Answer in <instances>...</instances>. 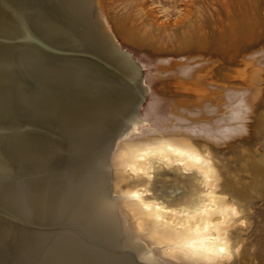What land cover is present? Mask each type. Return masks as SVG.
I'll return each instance as SVG.
<instances>
[{"label": "bare ground", "instance_id": "obj_1", "mask_svg": "<svg viewBox=\"0 0 264 264\" xmlns=\"http://www.w3.org/2000/svg\"><path fill=\"white\" fill-rule=\"evenodd\" d=\"M118 1L0 0V264H9L2 252L29 237L36 241L25 248L28 261L41 251L37 239L52 238L57 255L50 249L51 264H228L233 255L245 264L234 230L245 223L250 187L240 185L239 172L264 182V155L255 158L244 147L251 130L264 134V108L258 113L257 102L263 100L264 44L240 53L234 70L218 68V57L239 33L251 34L253 27L242 31L243 23L264 14L257 18L240 0L234 9L216 0L225 14L216 20L213 52L196 5L184 3L181 18L166 24L148 0H133L138 19L128 25L118 15L112 24L108 9ZM162 28L174 31L178 52L160 58L155 70L171 74L177 94L163 119L159 100L151 105L149 116L161 121L142 131L138 109L146 87L114 32L155 42ZM135 89L119 115L103 113L118 109L121 93ZM58 113L89 117L70 137ZM24 124L36 129L20 130ZM48 139L69 155L68 168L56 176L39 165ZM237 147L240 167L233 169L222 155ZM161 167L191 174L157 189L153 177ZM181 186L187 190L177 195ZM75 197L77 218L71 215L79 223H56Z\"/></svg>", "mask_w": 264, "mask_h": 264}, {"label": "rangeland", "instance_id": "obj_2", "mask_svg": "<svg viewBox=\"0 0 264 264\" xmlns=\"http://www.w3.org/2000/svg\"><path fill=\"white\" fill-rule=\"evenodd\" d=\"M130 1L129 0H119L118 4H116V7L114 9H110V8L108 9V15H109L108 17L109 19L112 20V21L110 20L112 24L113 22H116L115 19L118 15L122 17V20L128 23V25L133 24L134 21L138 19V15H139L138 9L137 7L136 8L134 7V4L132 3L133 0H130ZM210 1H213L214 3ZM227 1L228 3L232 4L233 2L235 3L238 0L236 1L227 0ZM184 3H189L193 6L196 5V8L195 7L194 8L196 10L198 19H200L202 31L206 33V35L210 38V42L212 46L210 50L214 52L215 50L213 49V44L217 41V34L220 29V26L219 24H217L216 20L218 17L223 18L225 14L219 2H217L216 0H148V7L153 11V14L157 17V19L161 23L164 22L166 24L168 23L170 24V23L175 22L176 20H179V18H181V12L183 11L182 5ZM240 3L242 4L245 10H248L249 12L254 11L257 18L263 17L264 0H243V1L240 0ZM234 5L236 4H232L233 9L236 8V6L233 7ZM252 27H253V31H251L252 35L250 34L248 38H243L241 33H239V36L236 39V43L234 45L227 47L229 48V50L224 51L225 54L222 53V56L218 57L219 63H220V66L218 68L228 67V68H231L232 70L237 69L239 66L238 55L240 53L250 50L252 48H257L260 45L264 44V20H258L254 24L245 22L242 24V31H246L248 29H251ZM114 33L116 35L118 43H120L123 50H126L132 56L131 58L135 61V64L137 65V67H139L138 74H137L138 84L142 86V83H143V86L146 87L145 92H143V99L138 109L139 111L138 116L140 117V120L142 119L144 122H142L141 124H139V126H137L138 130L140 129L144 131V130H147L149 126L154 125L156 121L149 116V108L151 107V105H153L157 100H159L160 103L157 107L158 115L159 117L160 116L162 117L161 119H163L165 118L164 115H165V110L168 106L167 104L172 98H175L177 94L176 88H174L173 86L174 83H173L171 74L166 73V74H163V76L162 75L158 76L155 70V65L160 58L173 57L178 52L177 51V39H176L174 31L170 28L160 29L155 35V38H156L155 42H146L145 40H142L141 37L139 38L138 33H134L133 35L134 37L133 36L130 37L129 35H126V34H118L117 32H114ZM229 57H231L232 59L230 60ZM262 78H263V83H262L263 100L261 101L259 99L260 101L259 100L257 101L258 102V113L261 112L262 109L264 108V72L262 73ZM135 92H136V89L134 92L124 90V92L121 93V96L123 97L121 98L119 96L117 98V100L120 99V102H121L120 103L121 105L119 104L118 109L114 110L111 114H109L111 109H108L109 111L105 110L103 111V113L104 114L108 113L107 114L109 115L108 118L110 117L112 118V116L114 117V116L119 115L121 111L124 109L125 105H127L128 101H131V99L134 98L133 95H136ZM137 92H140V91L137 89ZM161 97L163 99H160ZM123 98L124 99L126 98V99L124 100ZM58 116L61 119L59 121V123L61 124L60 127L66 130L64 131V133H67L68 135H70V137H72L74 128H77V127L81 128L86 125V122L88 121V117H89V116L87 117L85 113H79V114L58 113ZM161 119L158 121H161ZM249 123L250 124L253 123V120L250 119ZM142 127H145V128H142ZM60 134H62V132ZM62 143L63 145L61 146L63 147H66L68 144L66 140ZM43 144L45 145V147L43 149L42 156L40 158L41 163L39 162L40 163L39 165L42 168V172L45 171V172H48L50 176H53V175L56 176L57 174H60L63 170L67 169L68 168V158H69V155L67 154V150L64 148V150L61 151L60 147L57 144L51 142V139H48V142L47 141L43 142ZM244 147H247L250 151L249 153H251V155L254 156L255 158H259L263 156L264 155V134L256 133V130H251V139L244 143ZM216 148L220 149L224 147H216ZM240 150H241V147L240 148L237 147L235 150L232 148L227 149L225 153L222 155L223 162L224 163L230 162L229 166L233 169L239 168L240 159H241ZM63 156L66 159H64ZM52 160L53 161L55 160V161L53 162ZM97 167L98 166H96V169H93L94 172L91 174V177H93V175L97 173L95 172V171H98ZM190 174H191L190 172H184L183 174H180L175 169L161 167L156 171V174L153 177L154 184H155L154 187L158 189L159 187L163 185V182L165 181L168 182L174 178H177L179 180H182L183 182H186L189 179ZM239 178H240V185L244 186V184H247L250 187V190H249L250 197L248 201L246 202V211L244 213L245 223L242 226L238 225V230H234V234L237 235L239 239L241 240V243H240L241 249L243 250V253L246 257L244 260L245 264H264V182H260V181L257 182L256 179H254L247 172H239ZM186 190L187 189H185L184 187L182 188L181 186L178 189L179 192L177 191L178 193L177 192L175 193L177 195H180L183 191H186ZM75 198H74L75 201L73 200L71 202L70 200L69 204L70 203L71 204L68 205L69 207L66 208V212L64 210L62 214L63 216L61 215L59 217L54 216V218L56 217L54 219L56 223L58 221H60V223H63V222L79 223L78 219L73 218L74 216L77 218L76 210L78 209L77 197ZM71 212L73 213L74 216L71 215L72 214ZM63 217L65 219H63ZM67 218L70 220L68 221ZM75 220L76 221L78 220V222H76ZM6 225L9 228L11 227L10 226L11 223H9L8 220L6 222ZM63 227H66V226H63ZM2 237H4V235L0 234V238ZM31 238L32 237H29L27 241L25 242V244L24 245L22 244L21 247H18L16 245L15 247L17 249L14 247L13 244L10 245L9 250H8L9 253L7 251H4L2 252L1 256L3 258H7L5 260L9 264L10 263L41 264L42 262H43L42 264H51L50 261L52 260V257L51 256L48 257L49 256L48 253L50 252V249H51V253H53V255L54 254L57 255L55 249L57 248L56 246H58L57 245L58 243H56L55 245L56 248H54V246L50 248V244L52 243L51 237H49L46 240L45 238L43 240H41L40 238H39L40 240L37 239V241L42 242V244L46 245V247L42 245L40 249L41 251H39V253L41 252L42 253L40 255L38 253L36 256H34L35 258L33 261L32 260L28 261L26 257L27 249L25 248H27V245L29 244L31 246L29 247V250H31V248L34 247V244L36 241L33 238H32L33 241H30ZM28 240L31 243H29ZM46 250L47 251L49 250V251L47 252ZM14 252H16L17 254ZM22 255H24L23 256L24 258L22 257ZM19 257H21L22 259ZM49 258H51V260ZM25 260H27V262ZM228 261H226L228 264H243L242 260L234 255L231 256V258L228 259Z\"/></svg>", "mask_w": 264, "mask_h": 264}, {"label": "water", "instance_id": "obj_3", "mask_svg": "<svg viewBox=\"0 0 264 264\" xmlns=\"http://www.w3.org/2000/svg\"><path fill=\"white\" fill-rule=\"evenodd\" d=\"M24 33H22V34H20V35H18L19 37L20 36H24L23 35ZM2 35H0V41H3V39H2ZM17 37V36H16ZM16 37H12V39H15ZM19 40H24V38H21V39H19ZM13 42V41H12ZM32 43H35V44H38L39 45V47H41V48H43V49H45V50H47V51H50V52H52L53 50H51V48H48L47 46H44V45H42V44H39V43H37V42H32ZM129 54V53H128ZM130 55V54H129ZM41 101V100H40ZM48 101V100H47ZM41 103H43V104H47L48 106H50V105H52L51 104V102H44V101H41ZM58 110H56L55 112H57ZM34 129H36V127H35V125H27V124H24V125H21L20 126V130H34ZM45 132H49V131H45ZM49 134H51L50 132H49ZM52 135V134H51ZM59 138V137H58ZM1 160H3V159H1ZM3 163H4V165L5 166H7V167H10V165H9V163H8V161L7 160H3L2 161Z\"/></svg>", "mask_w": 264, "mask_h": 264}, {"label": "snow or ice", "instance_id": "obj_4", "mask_svg": "<svg viewBox=\"0 0 264 264\" xmlns=\"http://www.w3.org/2000/svg\"><path fill=\"white\" fill-rule=\"evenodd\" d=\"M221 251H223V249Z\"/></svg>", "mask_w": 264, "mask_h": 264}]
</instances>
